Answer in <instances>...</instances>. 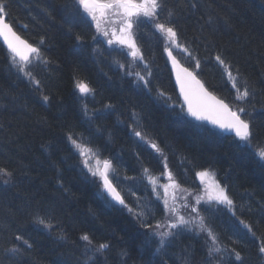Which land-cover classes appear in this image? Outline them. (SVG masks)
Here are the masks:
<instances>
[{
	"label": "trees",
	"instance_id": "1",
	"mask_svg": "<svg viewBox=\"0 0 264 264\" xmlns=\"http://www.w3.org/2000/svg\"><path fill=\"white\" fill-rule=\"evenodd\" d=\"M4 2L7 21L23 39L41 49L43 58L36 60L37 67L31 71L40 81L37 86L14 69L12 56L0 42V167L12 172L10 178L0 177V264H84L85 242L80 240L84 233L96 243L111 245L99 264L206 263L203 245L193 243L190 249V242L186 244L179 233L162 247L158 238L145 245V230L138 229L90 184L67 139L69 134L78 142L101 140L107 145L103 148L106 158L118 171L135 179L143 173L145 187L150 178L171 171L182 188L200 191L195 173L211 169L234 201L230 211L204 213L207 227L225 252L224 260L229 259L225 263L264 264L259 252V241L264 238V169L254 147H238L240 142L233 137L177 115L182 104L164 54L165 44L153 27L145 24L136 30L144 66L152 74L149 92L135 76L126 74L146 75L144 68H129L123 52L105 51L102 43L92 40L95 29L78 22L75 0ZM163 3L160 22L171 21L179 44L187 49L186 54L176 55L180 62L233 110L244 106L251 113L245 118L252 120L256 133L254 146L264 143V0ZM69 20L74 23L70 25ZM76 35L84 37L82 44L77 43ZM217 56L225 63L220 64ZM107 59L115 73L106 72L110 69L104 65ZM221 65L239 86L247 81L254 89L247 101L235 100V89ZM77 81L94 90L86 103L80 99ZM44 96L49 97L47 102ZM109 104L113 107L106 109ZM134 130L145 140L135 136ZM148 141L163 149L166 161ZM138 200L142 202L141 197ZM37 216L51 227L36 223ZM16 235H22L32 247L16 241ZM13 247L20 251H8ZM232 249L240 252L241 261L230 254ZM187 251L190 260L183 259Z\"/></svg>",
	"mask_w": 264,
	"mask_h": 264
},
{
	"label": "snow or ice",
	"instance_id": "2",
	"mask_svg": "<svg viewBox=\"0 0 264 264\" xmlns=\"http://www.w3.org/2000/svg\"><path fill=\"white\" fill-rule=\"evenodd\" d=\"M77 5V13L79 14V23L85 26L95 25L97 35L92 37V40L97 43L106 42L107 45H119L122 48H127V55H130L133 60L143 62L144 56L140 48L136 44V30L145 24H151L156 31L163 34L171 45L176 47H182L179 44V36L176 27L169 22H160V10L164 7L163 0H75ZM7 15V4L4 0H0V38L4 44H6L7 49L12 54V63L18 65V71L24 73L25 76L29 77L39 86L40 81L35 80L32 72L28 69V66L32 64L33 59L40 61L42 60V52L39 47H35L28 43L26 40L22 39L12 28V26L6 22ZM172 13L169 12L171 17ZM104 17H110L106 22L108 24L114 25L113 27L106 28L101 26V19ZM68 23L71 25L74 23L73 20H69ZM71 31V28L69 29ZM98 37H103V40L98 39ZM75 39L77 43H83L84 37L82 35H76ZM43 39L40 43L43 44ZM169 51V56H171V51ZM187 51L186 48L183 49ZM189 55H191L189 53ZM220 64H224V60L220 57H216ZM173 65L176 66L177 62L174 57H172ZM47 63V61H44ZM124 67L123 65H120ZM196 68L200 67V62L196 61ZM147 65L145 64L146 75H141L140 72H127V75L135 76L139 82H142L143 87L151 91L150 79L151 72L147 71ZM239 71V70H237ZM229 78L232 81V88L235 89V100L237 101H247L250 96L253 95L254 89L251 88L247 81L244 82L243 86H239L235 77L232 76L231 72L228 73ZM176 80L180 86V93L184 100V105L181 106L180 112L177 113L181 117H191L193 121L200 122L198 127H203L204 122L210 123L215 128H218L223 133L233 134V139L240 142L238 147H243L245 149L254 147V154L258 157L260 162V167L264 169V143L258 142L255 146L253 144L256 139V133L254 131V126L251 119H246L245 117H250L251 113L242 105H237L236 109L233 110L229 104L225 103L222 99H218L211 92H209L199 79H197L194 72L189 71L188 68H177ZM77 89L82 95H88L94 90L91 89L83 81H77ZM159 96L163 97L164 93L160 92ZM43 100L47 102L49 100L48 96H44ZM113 106L111 104L106 105V109H111ZM87 114V113H86ZM136 114L133 113L135 118ZM205 131H211L210 129H204ZM214 135L217 133H213ZM134 135L139 137L140 140L144 141L145 136L140 131L134 130ZM67 139L71 142L73 148H75L79 155L83 158L81 163L83 169H86V174H91L92 177L98 178V187L102 188V192L107 194L112 201L117 204L122 205L127 208L130 213H133L136 220L139 222V226L145 230V245H150L154 238H158V242L162 247L169 237L178 234L177 231L173 230H188L191 231L193 228H198L201 232H207L208 238L211 241L208 247V256L212 257L216 253L222 251L221 247L217 246L219 241L212 230L205 227L204 217L200 215L199 206L202 203L205 204H224L229 208L234 206V201L228 195L227 187L221 185V183L216 179V174L211 169H203L195 173L196 177L199 178L202 187V194H197L195 196V203H191L187 200L186 196L179 197L184 203L181 207L184 209H190V213L186 218L185 215L180 214V210L175 206L177 202V197L172 196L173 203L170 205L167 199V188L169 185H164L165 188V198L163 199V212L166 214V222L164 227L167 230L161 231V223L157 222L155 225L146 223L144 220L143 212H133L132 208L128 207L125 198L117 191V187L113 184V179L115 178L114 172L115 168L111 159L101 160V152L99 149H93L85 146L78 142L77 139L73 137L72 134L67 136ZM150 147L159 153L164 160L167 157L164 156L163 149L153 143L148 141ZM92 157L95 158V165L92 163ZM164 169L167 170V163L164 164ZM144 173H148L149 169H143ZM12 172L4 167H0V177L10 178ZM111 177V178H110ZM127 179H134L132 177H126ZM168 180L171 182V186L174 189H180L182 192H187V189H182L181 186L176 182L175 177L171 171H168ZM4 183H9L8 179L4 180ZM150 183L155 184V180L150 178ZM155 191V188L153 189ZM191 195V193H189ZM106 197V198H107ZM159 200L160 197L157 196ZM195 213V215H191ZM36 223L44 225L45 227H51V225L43 217H36ZM243 223V221H241ZM248 231L256 236V233L252 230L250 225H245ZM151 229L149 234L148 230ZM14 239L24 245L26 248L30 249L32 244L28 240L24 239L22 235H16ZM80 240L85 242V261L84 264H99V260L104 256L111 245L108 242H94L93 239L84 233L80 236ZM8 251L13 254L20 251L19 248L13 247ZM159 251V249H157ZM259 252L264 254V238L261 239L259 245ZM91 254V255H89ZM231 255H234L237 261H241L240 252L232 249ZM122 255H127L123 252Z\"/></svg>",
	"mask_w": 264,
	"mask_h": 264
},
{
	"label": "rangeland",
	"instance_id": "3",
	"mask_svg": "<svg viewBox=\"0 0 264 264\" xmlns=\"http://www.w3.org/2000/svg\"><path fill=\"white\" fill-rule=\"evenodd\" d=\"M108 19H110V17H104V18H102L101 19V26L110 29L114 25L108 24L106 22ZM92 25H93V27L95 29V25L94 24H92ZM147 25H148L149 28H152L153 27L151 24H147ZM153 30H155V32L158 33L159 40H161L164 44H166L165 45V49L171 50L174 55H183V54H186L185 51L183 50L184 49L183 47H176L175 45H171L170 42L166 39V37L163 34H161L160 32L156 31V29L154 27H153ZM95 34L97 35L96 29H95ZM98 39L103 40L104 38L103 37H98ZM135 39H136V35H135ZM102 44L104 45V50L105 51H109V50L114 51L116 49V50L120 51L121 53L123 52L125 54V56L127 57V59L130 61L129 62L130 63V67L129 68H134V70H137V67L139 65L141 68H144L145 69L144 62H139V61L133 60V58L130 55H127V52H128V49L127 48H122L119 45L109 46V45H107L106 42H103ZM136 44H137V42H136ZM104 65L105 66H109V68H110V69H105L106 72L108 70V71H110V73H112V72L115 73V69L116 68L114 67V65L111 64L110 59H107V62H104ZM13 67H14V69H16V71L21 76L23 75L24 77H27V76L24 75V73L18 71V65H13ZM36 67H37V61L36 60H33L32 61V64L30 66H28V69L27 70L32 71ZM27 78H28V80H30L29 77H27ZM230 82L232 83V81H230ZM78 92H79V90H78ZM78 94H79V96H82V98H80L81 101L83 103H86V100H88V97L89 96L88 95H82L80 92ZM76 153L78 154V157H79L81 170L83 171V173L85 174V176L88 177L89 179H91L94 182V184L98 187V184H99L98 178L92 177L91 174H86L87 170L86 169H83V165L81 163V161H82L83 158L79 155V153H78L77 150H76ZM91 159H92L93 165H95V158L92 157ZM257 159H258V157H257ZM154 180H155V184H152L149 181V185H151L150 187H151L152 192L154 194V199L157 202H160L163 205V199L165 198V188H164V185H169V187L167 188V194H166L167 199L169 201V204L171 205L173 203L172 196L175 195L178 198L175 206L180 210V214L185 215L186 218H187L188 215H189V213H190V209H184V208L181 207V204L184 203V201L183 200H180L179 197L186 196L187 197V200L194 204L195 203V199L194 198H195V196L197 194H202V187L203 186L201 185L200 191H191V190H188L187 189V192H182L180 189H174L171 186V182L168 180L167 175L159 176L157 178H154ZM113 184L117 187V185L114 182V180H113ZM154 188H155V191H153ZM99 189L102 191V188L101 187H99ZM117 189H118V187H117ZM182 189H185V188H182ZM189 193H191V195H189ZM157 196L160 197L159 200L157 199ZM199 208H200V215L204 217V224H205V227L206 228H208V227H207V224H206V216H205L204 213L208 212V216H209L210 213L215 214V213L222 212L221 211L222 209H226L228 211L231 210V208H229L228 206H226L224 204H216V203H212V204L202 203L199 206ZM191 215L194 216L195 213H191ZM165 222H166V217H165V221L161 223V225H162V227L160 229L161 231L167 230L166 227H164ZM173 231H177L179 233L180 230H173ZM181 232H183L185 234H193V235H190L191 238L193 239V241L189 243L190 249H191L193 243H194L193 246L194 245L197 246L196 243L199 244V245H203V260H204L206 258V254L208 255V247L211 244V241L208 238L207 232H201V231H199L198 228H193V230H191V231L183 230ZM193 250H195L194 247H193ZM223 253H225V252L222 250L220 253H216L212 257H209L208 256V258L206 259L207 261H206L205 264H222V263H225V262L228 263L229 259L227 258V259L224 260V257L222 255ZM183 256H184L183 259L186 258V259L190 260V258H189V251H187V254L186 255H183ZM261 256H262L263 263H264V254L261 253ZM178 260H179V258H178Z\"/></svg>",
	"mask_w": 264,
	"mask_h": 264
},
{
	"label": "bare ground",
	"instance_id": "4",
	"mask_svg": "<svg viewBox=\"0 0 264 264\" xmlns=\"http://www.w3.org/2000/svg\"><path fill=\"white\" fill-rule=\"evenodd\" d=\"M163 49H165L164 45H163ZM165 53H166V50H164V54ZM174 56L178 60V62L182 66H184L180 62L178 57L176 55H174ZM168 66H169V69H170L169 63H168ZM221 70H222L223 74H225L226 76L228 75L227 67L221 65ZM170 71H171V69H170ZM191 71H193V70H191ZM193 72L196 74L195 71H193ZM172 77H173V75H172ZM197 77H198V75H197ZM173 82H174V80H173ZM174 85H175V83H174ZM205 87H206V85H205ZM175 88H176V86H175ZM178 98H179V96H178ZM179 100H180V98H179ZM85 107L87 108V106H85ZM80 142H81L82 145L85 146V149H87L88 147H91V146L94 149H99L100 152H101V157H100L101 160H103V159H105L107 157L106 154H104V149H103V148H107V145L102 143L101 140H98V139L95 138V140L90 139V140H88L86 142H83L82 140H80ZM90 144H91V146H90ZM119 167H120V165H119ZM114 168H115L114 175H115L116 181L118 183V184H116L117 187H118L117 191H119L121 193V195L125 198V201L128 204V207L132 208L134 213L135 212H143L144 213V220H145L146 223L155 225L157 222H160V223L164 222L166 215L163 212V205L160 202H157L154 199V194H153L152 189L150 187L151 185H149V187H145V185L143 183V173L141 175H137L136 179L135 178L134 179H127L126 177H131V176H128V175H126V174H124L122 172H119L118 169L115 166H114ZM125 168H126V166H125ZM88 180L90 181V184L93 185V187H95L98 191L100 190L99 187H97L91 179L88 178ZM104 195L106 196V194H104ZM140 197L142 198V202H140V200H138ZM107 199L111 203L112 206H114L118 210L122 211L133 222V224L138 229H141V227L139 226V222L136 220V218H135L133 213H130L128 211V209L124 208L122 205L114 203L109 197H107ZM148 232L150 234L151 233V229H149ZM190 235H193V234H190ZM179 237H180V239H184L186 244H188L189 242L193 241L192 238H190L189 236H187L185 233H183L181 231H179ZM169 239L170 238H168L165 243L169 242ZM82 242H84V241H82ZM259 243H260V241H259ZM177 245L178 246H177L176 250H178V247H179V244H177ZM149 247L153 248V246H149ZM190 263H191V261H190Z\"/></svg>",
	"mask_w": 264,
	"mask_h": 264
},
{
	"label": "water",
	"instance_id": "5",
	"mask_svg": "<svg viewBox=\"0 0 264 264\" xmlns=\"http://www.w3.org/2000/svg\"><path fill=\"white\" fill-rule=\"evenodd\" d=\"M6 22H7V20H6ZM8 23V22H7ZM13 28V27H12ZM14 30V29H13ZM15 31V30H14ZM16 32V31H15ZM18 34V33H17ZM19 35V34H18ZM20 36V35H19ZM21 37V36H20ZM22 38V37H21ZM23 39V38H22ZM0 42L4 45V47H5V49L8 51V53L9 54H11L10 53V51L7 49V46H6V44H4L3 43V41H2V38H0ZM12 55V54H11ZM165 56H166V58H167V60H168V63H169V65H170V69H171V72H172V75H173V80H174V83H175V86H176V90H177V94H178V96H179V98H180V101H181V103L184 105V100H183V97H182V95H181V93H180V86H179V84L177 83V80H176V72H177V68H186L185 66H182L179 62H178V60L175 58V56L173 55V53L171 52V56H169V51H166V53H165ZM172 57H174L175 58V60H176V62H177V64H176V66H174L173 65V60H172ZM189 71H191L190 69H189ZM193 72V71H192ZM195 74V73H194ZM196 75V74H195ZM196 77H197V75H196ZM197 79H199L198 77H197ZM200 80V79H199ZM201 81V80H200ZM201 83L204 85V83L201 81ZM204 87H205V85H204ZM206 88V87H205ZM207 89V88H206ZM208 90V89H207ZM209 91V90H208ZM210 92V91H209ZM214 95V94H213ZM215 96V95H214ZM218 98V97H217ZM219 99V98H218ZM191 118V117H190ZM192 119V118H191ZM196 122H198V121H196ZM198 123H200V122H198ZM204 124L205 125H207V126H210V127H212V128H214V129H216V130H218V131H220L218 128H215L213 125H211L210 123H207V122H204ZM221 132V131H220ZM221 133H223V132H221ZM223 134H225V135H227V136H232L233 137V134H231V133H223ZM106 194V193H105ZM106 196H107V194H106ZM110 198V197H109ZM111 199V198H110ZM114 203H116L115 201H113Z\"/></svg>",
	"mask_w": 264,
	"mask_h": 264
}]
</instances>
